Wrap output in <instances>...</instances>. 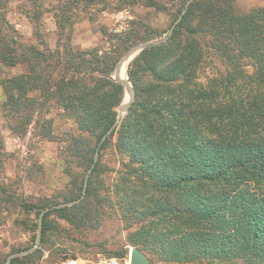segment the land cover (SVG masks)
<instances>
[{
    "label": "trees",
    "instance_id": "trees-1",
    "mask_svg": "<svg viewBox=\"0 0 264 264\" xmlns=\"http://www.w3.org/2000/svg\"><path fill=\"white\" fill-rule=\"evenodd\" d=\"M137 35L132 31L127 37ZM64 46L45 52L30 47L19 60L0 53L5 65L22 61L28 67L2 81L5 107L17 117L59 101L80 129L98 132L91 150L98 158L117 132L115 150L129 162L121 175L124 190L117 192L119 211L127 221L146 215L154 221L130 243L167 261L264 259V8L240 12L235 0H192L171 37L128 64L135 100L118 131L103 141L124 89L99 74L112 72L120 58L92 52L88 58L90 53ZM212 57L223 70L211 64ZM33 91L38 97L29 96ZM93 162L90 157L86 169L94 164V172ZM91 179L79 204L44 214L40 244L53 212L64 213L63 220L77 227L102 218L95 197L99 208L92 217L66 213L93 196ZM103 201L112 202L109 196ZM39 254L40 246L10 264Z\"/></svg>",
    "mask_w": 264,
    "mask_h": 264
},
{
    "label": "rangeland",
    "instance_id": "rangeland-1",
    "mask_svg": "<svg viewBox=\"0 0 264 264\" xmlns=\"http://www.w3.org/2000/svg\"><path fill=\"white\" fill-rule=\"evenodd\" d=\"M187 1L0 0V53L15 54L19 60L20 54L30 47L45 52L68 45L99 56L120 58L139 43L164 37ZM235 7L249 12L264 8V0H235ZM132 31L138 32V37H127ZM91 56L90 53L88 58ZM212 58L211 64L223 70L218 58ZM18 62L7 66L0 60V264H7L11 254L34 245L35 224L41 210L82 196L78 188L91 168L86 169L87 160H94L91 150L98 133L80 129L59 101L51 100L36 111L25 109L17 117L8 113L2 81L28 70L27 64ZM94 80L88 78L87 84L94 86ZM38 95V91L29 93ZM125 114L111 132L118 131ZM26 115L30 117L27 123L23 121ZM37 120L40 126H36ZM116 138L117 132L102 156L97 157L96 170L92 171L93 166L89 173L93 196L66 211L76 218L82 213L92 217L99 208L95 202L98 201L102 204V218L97 216V223L90 227H77L63 220L64 213H51L46 218L49 231L45 242L39 245L40 254L16 264H104L110 260L129 264V248L135 247L130 241L140 237L142 228L154 221L148 215L140 222L127 221L119 211L121 196L117 192L124 190L121 175L129 162L127 156L115 150ZM106 196L112 202H104ZM84 197L67 203L78 201L72 206L77 205ZM122 250L127 251L125 256L117 257ZM141 251L150 264H209L206 260L167 261L148 249ZM212 264H264V259H219Z\"/></svg>",
    "mask_w": 264,
    "mask_h": 264
},
{
    "label": "water",
    "instance_id": "water-1",
    "mask_svg": "<svg viewBox=\"0 0 264 264\" xmlns=\"http://www.w3.org/2000/svg\"><path fill=\"white\" fill-rule=\"evenodd\" d=\"M191 1L192 0H188L186 2L183 10L180 13V15L172 23V25L170 26L167 34L164 37L159 38V39H155V40H152V41H148V42H143V43L137 44L136 46H134L133 48H131L130 50L125 52L120 57L119 61L115 65V67H114L112 72H110V73H100L99 74V76H101L103 78L109 79L112 82L120 84L123 87V89H124V98H123V101L121 102V104L118 107V116H117L115 122L113 123V125L111 126V128L108 130V132L105 134V136H103L102 141L117 126V124H118L119 120L121 119L122 115L127 113L129 107L131 106V104L135 100V89H134V87H133L132 83L130 82L129 77L127 75L128 64L130 63V61L136 55H138L144 49H147V48H150V47H155V46H158V45H161V44L165 43L171 37L174 28L176 27V25L181 20L183 14L185 13L186 8L188 7V5L190 4ZM98 145H100V144H98ZM97 157H98V154H97V150H96L95 155H94V162L93 163L96 162ZM93 165L91 166V168L88 170L87 174L85 175L81 198H83L84 195H85V189H86L87 182H88V176H89V173L91 172V169H92ZM76 202H78V201L71 202V203H61V204H58V205H55V206H52L50 208H46V209L42 210L40 212V214L38 216V220H37V233H36V239H35L34 245L31 248H29V249H27L25 251H21V252L15 253V254H11L8 257V259H7V264H9L10 261L13 258L31 254L32 252H34L36 249L39 248L40 241H41L42 218H43L45 213H47V212H49L51 210L61 209V208L72 206ZM128 259H129V264H150V261H149L148 257L141 250H139L136 247H130L129 248Z\"/></svg>",
    "mask_w": 264,
    "mask_h": 264
},
{
    "label": "built area",
    "instance_id": "built-area-1",
    "mask_svg": "<svg viewBox=\"0 0 264 264\" xmlns=\"http://www.w3.org/2000/svg\"><path fill=\"white\" fill-rule=\"evenodd\" d=\"M104 264H117V263L115 262V260H110L108 262H104Z\"/></svg>",
    "mask_w": 264,
    "mask_h": 264
},
{
    "label": "bare ground",
    "instance_id": "bare-ground-1",
    "mask_svg": "<svg viewBox=\"0 0 264 264\" xmlns=\"http://www.w3.org/2000/svg\"><path fill=\"white\" fill-rule=\"evenodd\" d=\"M117 263V261H115ZM118 264V263H117Z\"/></svg>",
    "mask_w": 264,
    "mask_h": 264
}]
</instances>
